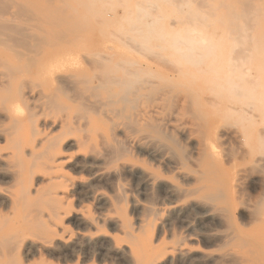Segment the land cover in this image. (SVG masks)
Segmentation results:
<instances>
[{
	"label": "bare ground",
	"instance_id": "1",
	"mask_svg": "<svg viewBox=\"0 0 264 264\" xmlns=\"http://www.w3.org/2000/svg\"><path fill=\"white\" fill-rule=\"evenodd\" d=\"M222 2L231 19L249 18L254 6ZM72 3L0 0V264H264V176L249 179L264 172V37L245 34L238 16L223 33L189 21L168 30L166 18V28L143 32H79L89 16ZM193 12L203 18L199 7ZM248 75L259 89L232 94ZM177 106L183 114L171 112ZM226 121L230 128L218 131ZM216 140L236 143L229 152L239 157L216 150ZM126 177L148 192L145 203ZM246 182L261 191L253 205L241 198ZM72 196L97 208L75 219L84 231L67 235ZM197 214L226 232L194 233L187 219ZM181 220L183 232L173 224ZM197 240L219 241L221 255L198 250Z\"/></svg>",
	"mask_w": 264,
	"mask_h": 264
},
{
	"label": "rangeland",
	"instance_id": "2",
	"mask_svg": "<svg viewBox=\"0 0 264 264\" xmlns=\"http://www.w3.org/2000/svg\"><path fill=\"white\" fill-rule=\"evenodd\" d=\"M71 1V3L74 1V0H70ZM76 1V3H72V5H73V10H74V12H76V10H78L76 13H78V15L80 14V13H82L81 15H86V16H89V17H87L88 19V21L85 23V24H81V26H83L82 28H80V29H82V30H80L79 32H83V31H85V29H86V31H91L92 33H94V32H98V31H115V32H117V33H119L120 31H124L125 29L126 30H131V29H133V31H141V32H143V31H146L147 30V28L149 27H154V28H159V29H161L162 28V26H163V28L165 27L166 28V25H167V28L169 27V25H170V28H168V30H175V29H178L179 27V25H181V26H183L184 28V30L186 29L185 28V26H184V24L183 23H185V22H190V24H186L187 25V28H190V27H192L193 29H201V27H204V28H208L209 30H216V29H221L219 32H218V30L216 31V32H218V33H223V31L224 32H226V31H230L231 30V28H230V26H229V23H230V17L226 14V12L224 11V9L221 7H219V2H221L222 0H166V4H165V0H78V2H77V0H75ZM82 1V2H81ZM121 1H122V3L123 4H121ZM124 1V2H123ZM140 1H142V3L140 2ZM144 1H146V2H148V3H150L149 5H151L150 6V8L149 7H147V3H145ZM159 1H161V2H159ZM218 1V2H217ZM243 1H245V2H249V4L251 5H253L254 4V6L252 7V5H251V7H252V9H248V11H245L246 13L248 12V16H252V14H256L259 10H260V13H262V14H260L259 15V13H257V15L258 16H256V15H253V17H249V18H253L252 19V21L253 20H255V16L256 17H258L259 18V20H257L258 22L257 23H259V24H257L256 23V20L255 21H253V23H254V26H259V28L257 29V28H255L252 24L253 23H251V25L253 26H251V25H249V24H247L248 22H249V18L246 16L247 14H245V13H243V11L241 10L242 8H241V6H240V12L241 13H243V15H242V17L244 16V18H248V19H246L247 21L245 22V19L243 20V19H241L239 16L241 15L240 14V12H239V14L240 15H236V16H234V17H237L236 18V22H239V26H241V25H244V23H245V25L244 26H247L246 28L247 29H245L244 31H245V34H247L248 36L249 35H251V37L254 35L255 37L256 36H258V37H264V17H261L262 15H264V11H262L261 9H264V0H223V2L222 3H228V2H237V3H239V2H243ZM118 2H120V3H118ZM135 2H137L138 4L140 3L141 5H143L144 7H145V10L143 11V12H138V11H136L138 8H136V6L138 7L139 5L136 3L135 4ZM151 2H153V3H151ZM154 2H156V3H158L163 9H164V12H162L163 11V9L159 6V5H157L156 7L155 6H153V5H155L156 3H154ZM204 2V4H206V5H212L213 7H215V11H213V10H211V9H209V7L208 6H203L204 4H202ZM206 2V3H205ZM209 2V3H208ZM79 3V4H78ZM83 3V5H81V4ZM221 3V4H222ZM257 4V5H256ZM80 5L82 6V7H80ZM122 5H124V6H122ZM134 5V6H133ZM163 5L164 6H167V8L166 7H163ZM175 7H174V6ZM80 7L81 9H78V7ZM84 6V7H83ZM201 9V12H200V14H197V15H200L201 17H203L204 18V20H203V18L202 19H200L201 21H203L204 23H205V26H202V24H200V20H199V18H197L196 16H195V12H193V11H196V9L198 10V7ZM218 6V8L216 9V7ZM250 7V8H251ZM257 7L259 8V9H257ZM77 8V9H76ZM87 8H89V10L87 9ZM134 8L136 9V10H134ZM149 8V9H148ZM172 8H173V10H175V11H177L178 9V14H176V13H174V14H176V15H178V16H176V15H172L171 13H170V11H173L172 10ZM176 8V9H175ZM178 8V9H177ZM255 8H256V10H258V11H256L255 10ZM93 11H92V10ZM168 9V10H167ZM80 10V11H79ZM122 10H123V12H122ZM162 10V11H161ZM92 11V12H91ZM96 11V12H95ZM135 11H136V13H135ZM157 11V12H156ZM167 11H169V12H167ZM179 11H180V14H179ZM217 11H219V12H217ZM251 11V12H250ZM125 12L127 13V15L125 16ZM145 12V13H144ZM162 12V13H161ZM76 13H75V15H76ZM166 15H165V14ZM170 13L171 15H168V14ZM210 13V14H209ZM249 13H251V14H249ZM89 14V15H88ZM91 14H93V15H91ZM117 14H118V16H117ZM139 15V16H138ZM145 15V16H144ZM157 15H158V18H157ZM188 15H191L192 17H190V18H187L188 17ZM210 15H213V16H211L210 17ZM86 16L84 17V18H86ZM90 16H92V17H95L96 16V20H94L95 22L94 23H92L93 22V18L91 19V17ZM133 16H135V17H133ZM147 16V17H146ZM161 18H160V17ZM173 16V17H172ZM174 16H176V17H174ZM207 18H206V17ZM246 16V17H245ZM83 17V16H82ZM124 17H125V19H124ZM140 17V18H139ZM167 17H169V18H167ZM197 18V19H193V18ZM199 17V16H198ZM232 17V16H231ZM234 17L231 19V20H233L234 19ZM106 18V19H105ZM120 18V19H119ZM129 18V19H128ZM136 18H139V19H141V24H138V23H135L133 20L134 19H136ZM143 18V19H142ZM166 18V20H165V23H166V25H165V23H164V19ZM222 18L224 19V20H222ZM122 19V20H121ZM124 19V20H123ZM152 19H154V20H152ZM159 19V20H158ZM187 19V20H186ZM210 21H209V20ZM99 20V21H98ZM213 20V21H212ZM235 20V19H234ZM242 20H243V22H242ZM262 20V21H261ZM128 22H129V24H128ZM156 22V23H155ZM232 22V21H231ZM88 23V24H87ZM99 23H104V25H102V24H99ZM160 23V24H159ZM197 23V24H196ZM256 23V24H255ZM262 23V24H261ZM89 24H93V27L90 25V26H88ZM118 24V25H117ZM134 24L136 25L135 27H137V28H135L134 27ZM241 24V25H240ZM261 24V25H260ZM85 25H87L86 27H85ZM102 25V26H101ZM152 25V26H151ZM160 25H162V26H160ZM159 26V27H158ZM177 26V27H176ZM251 26V27H250ZM134 27V28H133ZM140 27V28H139ZM147 27V28H146ZM88 28H90V29H88ZM128 28V29H127ZM131 28V29H130ZM192 28H190V29H192ZM245 28V27H244ZM243 28V29H244ZM249 28V29H248ZM250 28H252V29H250ZM253 28H255V29H253ZM135 29V30H134ZM140 29V30H139ZM246 30H248L247 32H246ZM262 30H263V32H262ZM78 31V30H77ZM132 31V30H131ZM228 34V33H227ZM244 38V39H243ZM246 39V37H242V40L244 41ZM241 40V41H242ZM261 40V39H260ZM238 41H240V39L238 40ZM242 41V42H243ZM261 41H264V39H262ZM155 42H157V40H155V41H152V43H155ZM230 42H232V43H234L232 46L234 47V46H236V47H238L239 45H240V43H236V41H230ZM254 44V43H253ZM238 45V46H237ZM253 46V48H256V46H254V45H252ZM258 52H259V55H261L263 58H264V48H263V46L262 47H260L259 49H258ZM264 60V59H263ZM248 83H247V82ZM250 86H249V85ZM253 84V85H252ZM242 85V86H241ZM258 85V82L256 81V79L255 78H253V76H249L248 75V77L247 78H245L244 77V79H243V81H241L240 83H238V84H233V90H232V94H234V95H238L237 94V92H235V89H238L239 87H243L244 89H245V91L243 92V93H251L250 91H253V93L256 91V90H258L259 88H256V86ZM254 88V89H253ZM234 92V93H233ZM171 112L172 113H175L174 115H176V113H181V114H183V111H179V106H177V107H174V108H172V110H171ZM186 116L188 117V115L186 114ZM242 116V113L241 114H238V113H232L229 117H233V119H238V117H241ZM187 119V118H186ZM186 121V120H185ZM183 123H188V122H184L183 121ZM228 123H230V124H232L230 121H226V122H222V124L220 125H218V131H221V130H227V128H230V127H228V125H230V124H228ZM189 124V123H188ZM219 127H221V128H219ZM223 127V128H222ZM195 135H197V136H195V135H193V137L195 138V140H196V138H198L199 136H200V134L198 133V132H196V133H194ZM224 141H218V140H216V150H218V151H220V149L219 148H221V153H223L224 151H226V152H224L225 154L227 153V154H231L232 156H234V157H239L238 155H234V153L233 152H229V151H232V148H233V146H234V149H233V151H235V149H236V151H237V144L236 143H233V142H224L225 144H222ZM182 143L184 144V146H185V151H186V153L189 151L190 152V150H191V147H190V145L187 143V141L185 140V142H183L182 141ZM225 146L227 147V149L225 148ZM258 148L260 149L261 147H259L258 146ZM264 154V153H263ZM142 160H144V161H146V163H148V158H146V156H143V155H141V157H140ZM237 162H239V163H241L240 161H237ZM149 164H151V165H153L155 168H157L158 170H161L162 171V173H163V175L165 176V177H170L172 180H174V181H178L177 179H175L174 177H173V174L171 173L172 171V169L170 168V167H166V166H162V165H159L158 163L156 164V162H154L153 160H151L150 159V161H149ZM155 164L157 165V166H155ZM165 167V168H164ZM164 169H166V170H164ZM256 170V171H255ZM255 170H251V172H250V175H249V179L251 180H253V179H259V178H261L262 176H264L263 174H264V172H261L260 170H258V169H255ZM257 170L259 171V172H257ZM166 171V172H165ZM252 173V174H251ZM255 173V174H254ZM259 173V174H258ZM80 176V175H79ZM82 177L83 178H85L86 176L85 175H83L82 174ZM130 179L128 180L127 179V177L124 179V181H123V183H124V185L128 188V189H130L131 191H135L136 190V192H133L134 193V197H135V199L137 200V201H139V203H145L146 202V200H148V192L146 191V193H145V190L143 189V187H142V185L140 184V183H138L137 181H135V179H133V178H131V177H129ZM249 180V181H250ZM248 181V182H249ZM137 182V183H136ZM248 182H246V184L245 185H243L242 186V188H241V194H242V196H241V198H243L245 201H247L248 202V204H250V205H253L258 199V197H260V188H259V186H255V185H251L250 183H248ZM127 183V184H126ZM133 184L135 185V186H133ZM132 188H134L133 190H132ZM103 190V189H102ZM105 190V191H104ZM103 190V192H105L106 193V190L108 191V189H104ZM142 191V192H141ZM141 192V193H140ZM145 193V194H144ZM142 195V196H141ZM144 196H146V197H144ZM71 198H73V199H71ZM70 198V200H69V202H71L72 200V202L73 203H70V213H68V215H66V217L64 218V221H63V225L66 227V229H68V227H69V229L67 230V231H71V232H67V235H69L70 233L72 234H76V233H80V231L82 232V231H84L85 229H84V227L82 226V225H78V222L75 220V219H77L78 220V217H79V215L82 213V211L84 212H86V213H91V214H93L95 211H96V206L94 205V203L92 204V203H90L92 200L89 198V197H82V198H77V196H72ZM77 198V199H76ZM88 198V199H87ZM76 199V200H75ZM80 199V203H78V201L77 200H79ZM83 199H85L84 201H83ZM90 199V200H89ZM74 200H75V202H74ZM83 203H82V202ZM77 205V206H76ZM95 206V207H94ZM76 208H78V209H76ZM99 208H101V207H99ZM75 209V210H74ZM77 210V211H76ZM75 213H77V214H75ZM137 216V213H133V214H131V219H133V220H135V218H136V216ZM74 216V217H73ZM193 216H195V217H193ZM236 219H237V221L239 222V226H241V228L245 231V232H247L248 234H251V232L253 233V227L252 226H246V225H244V224H246V222H247V218L244 216V215H239V214H236ZM66 220V221H65ZM188 221H187V224L188 225H190V227H191V229H193L194 230V233H198V232H200V230H202L201 232H205V233H207V234H215V235H219V236H221V235H223L226 231H225V228H223L222 229V227H220V226H217L216 224H214V223H208V222H206V221H204V220H202L201 219V216L200 215H192V216H190L188 219H187ZM202 222H204L202 225H201V223ZM243 222V223H242ZM65 223V224H64ZM243 224L244 226H242L241 224ZM67 224H69V225H67ZM174 226H175V228H177V229H179V231L180 232H183V220H181V222L180 221H174ZM198 224H200V225H198ZM68 226V227H67ZM246 226V227H245ZM249 228V229H248ZM71 229V230H70ZM78 230H79V232H78ZM249 232H248V231ZM250 230H251V232H250ZM73 231V232H72ZM76 231V232H75ZM199 240H197V242H198ZM220 242L219 241H216V240H213V241H210V242H207V243H203V242H201V241H199V243L197 244V243H195V248H197L198 250H201V251H206V252H210L213 256H217V257H219L220 255H221V253H222V250H220L219 248H221L220 247ZM199 245V246H198ZM231 250H236L235 248H232ZM36 263L38 262L37 260L35 261ZM93 262H90V263H87V264H92ZM108 263L109 264H117V262H115V261H113V260H108ZM95 264H97L96 263V260H95Z\"/></svg>",
	"mask_w": 264,
	"mask_h": 264
}]
</instances>
